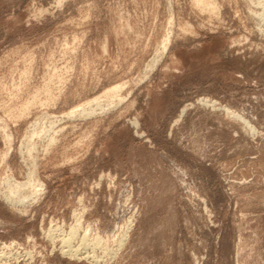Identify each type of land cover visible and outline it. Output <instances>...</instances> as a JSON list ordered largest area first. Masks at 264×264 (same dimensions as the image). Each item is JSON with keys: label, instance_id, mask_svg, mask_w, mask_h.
<instances>
[{"label": "rangeland", "instance_id": "1", "mask_svg": "<svg viewBox=\"0 0 264 264\" xmlns=\"http://www.w3.org/2000/svg\"><path fill=\"white\" fill-rule=\"evenodd\" d=\"M0 264H264V0H0Z\"/></svg>", "mask_w": 264, "mask_h": 264}, {"label": "bare ground", "instance_id": "2", "mask_svg": "<svg viewBox=\"0 0 264 264\" xmlns=\"http://www.w3.org/2000/svg\"><path fill=\"white\" fill-rule=\"evenodd\" d=\"M118 87L117 86H115V87H113L111 90H112V92H116V89H117ZM128 228V227H127ZM127 231H128V229H127ZM75 233V231L74 230H71V232H70V236L72 235V234H74ZM122 233V232H121ZM126 236H127V234H126V232L123 234V236H122V238L120 239V241H119V246L121 247V245L123 244V242H124V240L126 239ZM84 237V236H83ZM82 240H84V239H82ZM117 245H118V243H117ZM120 247H118V248H120ZM87 249V248H86ZM65 252H66V254L68 253V254H71L72 252H74V250H71V249H69V250H64ZM72 251V252H71ZM75 251H76V249H75ZM90 251V250H89ZM85 252V251H84ZM86 254V253H85ZM85 254L83 255V256H85ZM72 255V254H71ZM91 256V255H90ZM95 259H97V258H95ZM94 259V260H95ZM98 260V259H97ZM96 263V262H95Z\"/></svg>", "mask_w": 264, "mask_h": 264}]
</instances>
